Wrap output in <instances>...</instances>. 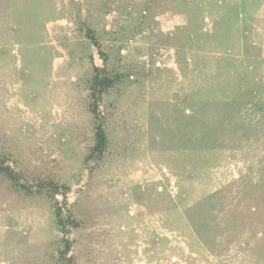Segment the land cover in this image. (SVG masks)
Listing matches in <instances>:
<instances>
[{"label":"rangeland","instance_id":"1","mask_svg":"<svg viewBox=\"0 0 264 264\" xmlns=\"http://www.w3.org/2000/svg\"><path fill=\"white\" fill-rule=\"evenodd\" d=\"M0 164V264H264V0H0Z\"/></svg>","mask_w":264,"mask_h":264},{"label":"trees","instance_id":"2","mask_svg":"<svg viewBox=\"0 0 264 264\" xmlns=\"http://www.w3.org/2000/svg\"><path fill=\"white\" fill-rule=\"evenodd\" d=\"M110 81H111L110 78H107V77L102 78L101 76L96 75L95 78H94V85L92 86V89H93L92 96H93L94 100H93V102L91 104V111H92V113L94 115V119H95V123H96V130H95L96 143H95V145L93 147V157L102 155L105 152V150H106V148L108 146L107 131L104 128L103 124H101V121L99 120L100 116L98 115L96 104H97V99L99 98V96L103 95V93H104L101 89H97V87L99 85L102 86V84H106V83L108 85ZM0 173H5L12 180L18 181L17 175L12 170V168L10 166H8V165L0 164ZM52 187H53L54 191H58L57 189H59V188H57L59 186L56 183H52ZM263 193H264L263 191L259 193L260 196L258 195V202L256 204H254V206L249 208L247 210L248 212L240 210L239 213H242V214L246 213L245 215H242V216H248V218L251 217V216H260L261 220L262 219L264 220V194ZM220 194H221V192H215L214 194L210 195L208 198H206L202 202H204V204H206L207 202H211L212 206L216 207V204L214 203V198L217 199L220 196ZM195 210H197V208H195ZM234 212L235 211H233V213ZM208 213L212 214L213 213L212 209L209 210ZM235 214H237V213H234L233 219L237 218V216H235ZM57 217H58V219H57L58 225L62 229H66V226L68 225V223L72 224L74 227L78 226L75 218L71 217V215H69L67 217L68 219L64 218V216L61 215L60 210H58V212H57ZM233 219L225 220V222H226V226L225 227L229 228V225H232L231 221ZM194 225L196 226V231H198L197 232L198 235L201 236L202 238H203L204 233L208 232L209 229L211 231L216 230L217 228H218V230H219V228L221 229V225L219 223H214V224L213 223H209L208 224L207 221H205L203 223L202 222L201 223H197V224H194ZM241 243H243L244 245H249V243H244V241L241 242ZM66 247H67V249H66V251H67L69 249V244H67Z\"/></svg>","mask_w":264,"mask_h":264}]
</instances>
